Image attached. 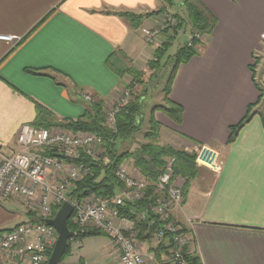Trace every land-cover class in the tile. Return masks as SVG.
<instances>
[{"label": "crops", "instance_id": "0c3cea01", "mask_svg": "<svg viewBox=\"0 0 264 264\" xmlns=\"http://www.w3.org/2000/svg\"><path fill=\"white\" fill-rule=\"evenodd\" d=\"M158 1L0 0V35L20 37L17 43L0 39V153L17 150L19 129L36 122L38 107L59 120H77L90 108L85 94L106 102L124 86L136 90L140 84L131 70L146 72L158 47L143 32L165 18L164 13L145 15L158 10ZM199 1L217 24L204 35L201 54L182 63L174 75L170 99L183 107L182 121L161 111L154 114L171 145H207L219 150L223 161L217 173L199 169L184 204L171 216L188 229V248L202 264H264V96L228 143L231 127L260 100L251 69L255 56L261 58L255 79L264 87V0ZM115 11L144 16L134 24ZM166 37L158 38L160 45ZM133 163L128 159L122 165L139 175ZM0 199L7 200L0 202L1 230L39 217L19 197ZM115 223L126 231L132 227L131 221ZM153 247L152 241L145 242V250ZM18 249L0 247V264H31ZM115 250L107 234L88 236L73 241L64 261L122 264Z\"/></svg>", "mask_w": 264, "mask_h": 264}, {"label": "built area", "instance_id": "2783aa9c", "mask_svg": "<svg viewBox=\"0 0 264 264\" xmlns=\"http://www.w3.org/2000/svg\"><path fill=\"white\" fill-rule=\"evenodd\" d=\"M162 23L156 26L144 27L143 32L148 43L159 42V37L165 34L168 38L175 37L173 15L168 7ZM166 37V38H167ZM193 36L189 34L188 45L193 44ZM204 35L196 33L194 38L204 41ZM0 39L17 43L18 36L0 35ZM88 102L94 101L90 94H85ZM132 99V87L124 86L114 95L113 99L105 103L106 125L116 130V114ZM103 137L90 131H72L60 126L37 127L33 124H23L17 134V150L11 155L0 153V196L4 199L19 197L23 203L39 213L35 220H28L16 227L0 232V247L9 249L19 246L21 255H29L31 264H46L50 258L48 252L54 248L58 232L45 223V218H52L53 208L61 207L68 200V190L72 183L80 180L89 168L77 160L82 152L93 158H98L100 148L103 147ZM201 157L197 160L200 165L217 173L222 164L219 152L207 145H202ZM57 151L59 155L48 154L47 151ZM104 151V148H103ZM176 158L169 157L165 162L162 173L154 188L159 196L158 202L141 212L140 218H146L150 211L163 224L152 237L154 247L163 239L166 232H171L174 238V248L168 261L171 264H187L184 260L182 247L190 242L189 232L184 226L171 218V211L181 208L185 201L181 186L183 180L174 174ZM116 176L124 183V188L114 197H102L91 194L78 201H70L74 206L73 221L79 231L95 228L109 236L112 244L120 254L122 264H158L152 250H145V242L136 238L134 223L123 218L119 212L127 202L142 199L149 181L146 177L131 174L125 166H120ZM41 216V218H40ZM154 218V219H155ZM116 219L122 223L132 222L130 230L115 223ZM152 220V223L155 220ZM129 229V228H128ZM189 235V236H188Z\"/></svg>", "mask_w": 264, "mask_h": 264}, {"label": "trees", "instance_id": "16d2710c", "mask_svg": "<svg viewBox=\"0 0 264 264\" xmlns=\"http://www.w3.org/2000/svg\"><path fill=\"white\" fill-rule=\"evenodd\" d=\"M174 0H164L166 6L161 7L159 10L145 14L146 16H152L154 14L168 13L166 7L174 8ZM180 10L173 13V19L175 27V35L181 30L188 31L193 37V44L188 45V41L176 50L174 55L168 57L169 63L173 64L172 70L167 81V85L164 90L165 104H158L151 109L149 128L144 132L145 141L142 142L137 148L131 149L129 146L134 142V138L141 133L144 125L143 117V104L139 98L133 96L134 91L132 90V99L129 103L123 107L118 114H116V130H111L106 125L105 116V103L102 100H94L90 102V108L77 120L65 119L59 120L53 116L49 111L42 107H38V118L33 125L37 127H53L60 126L65 129H71L72 131H90L98 136L103 137V148L104 151L99 153L98 158H93L87 155L85 152L81 153V156L75 160L78 163H83L89 168V172L86 173L80 180H76L72 183L68 190V200L78 201L82 198L96 194L102 197H114L122 188L124 183L116 175V171L122 163L128 159L133 160V164L142 176L146 177L149 181V186L146 187L145 195L142 199L127 202L124 207L120 209V216L123 218L130 219L133 221L134 231L136 232V238L140 241L150 242L152 236L163 228V224L159 219L155 218V215L147 211L146 218L141 219L140 214L146 211L150 206L158 202L159 196L154 188L159 174L166 164V160L169 157H175L176 161L174 164V174L176 176H184L187 181L183 189L184 196H186L189 181L196 176V156L193 153H189L184 149L175 148L172 145H162L159 143L161 126L155 118V112L161 111L171 120L176 123H181L183 115V107L170 99V92L173 81L175 79L176 72L182 63L189 62L194 56L200 55L204 41L194 38L196 33L211 34L217 24L216 17L209 12L207 7L199 0H183ZM182 11V12H181ZM118 16H124L136 24L144 15L135 14L129 11H115ZM171 37L165 38L164 44L156 47L154 51V59L150 61L149 68L157 69L162 58L166 55L169 46L172 42ZM258 57L255 56L256 64L258 63ZM252 65V73H254V85L260 91V100L255 105H250L248 114L240 121L236 126L231 127V134L228 143L235 140L236 134L244 127L247 121H249L258 109H254L256 106L262 104V96H264L263 85L255 79V65ZM131 76L136 83H143L144 73L143 71L131 70ZM133 83V82H132ZM132 87L131 84H129ZM133 89V87H132ZM127 146V147H125ZM48 154L59 155L57 151L49 150ZM60 207H55L52 213V217L56 215ZM172 218V216H170ZM156 220H155V219ZM155 220L154 223L151 222ZM69 228L76 232L73 238L68 240L66 252L62 258L63 262L72 253V243L74 240H82L88 236L105 235V233L99 229L89 228L85 231L77 230V227L73 221V216L68 221ZM184 230L188 232V229L184 227ZM4 230L0 229V232ZM171 232H166L163 236L164 239L155 247L151 248L156 256V261L159 264H171L169 260L172 254V248H174V238ZM190 242L182 247L184 260L187 264H202L198 253L191 252L189 250ZM53 249L48 254L51 255ZM47 264V263H46ZM79 264H85L83 260L79 261Z\"/></svg>", "mask_w": 264, "mask_h": 264}, {"label": "rangeland", "instance_id": "374dc122", "mask_svg": "<svg viewBox=\"0 0 264 264\" xmlns=\"http://www.w3.org/2000/svg\"><path fill=\"white\" fill-rule=\"evenodd\" d=\"M158 2H160V6H159L158 10L161 7L166 6V2H164V0H159ZM173 2H174V8H170V11L173 13H175L177 11L180 12V10H177V9L180 8L181 4L183 3V0H174ZM167 8H168V6L166 7V9ZM173 13H171V14L173 15ZM163 15L166 16V13H164ZM188 37H189V32L181 30L175 37L170 38L172 40V42L169 46L166 57L163 58L161 60V62L159 63L160 64L159 67L155 70L147 68V71L145 73L143 71V73H144V76H142L143 77V83H141L136 88V90H133V91H136V92H134L133 96H135V98H139L140 102L143 104V113L142 114L144 117V125H142L143 128H142L141 133L138 134L136 136V138H134L135 139L134 142H131L132 145L129 146L131 149L137 148L142 142L145 141L143 134L149 128L148 125H149V119H150V115H151L150 114L151 109L158 104H165V101H163L165 98V92H164L165 88L164 87H166V85H167V81L169 79L168 75H170L171 70H172V66H173V64L169 63V61L167 62L168 56L175 53L176 50L180 46H182L185 42H187L189 39ZM155 45L159 46L160 44L158 42V44H155ZM259 56L262 57V55H259ZM259 59H261V58H258L257 60H259ZM258 70H260V69H258ZM167 137H168V135H167L166 131H164L162 129L161 133H160V137H158L159 143L162 145H168V144L171 145L172 140H169V138H167ZM125 147H127V146H125ZM174 147L180 149L178 146H174ZM201 147H202V145L194 144V145L190 146L189 148L184 149L189 153L195 154V156H196L195 162H196L197 172H199V169H201V168H206L205 166L200 165L199 162L197 161L201 157V153L203 150V149H201ZM214 150H216V149H214ZM101 151H103V147H101L100 151L97 153L99 154ZM217 151L219 152V150H217ZM218 160L220 161V163H222V161H223L222 160V154L220 152H219V159ZM177 177H180V179L182 178L181 180H185L184 176L179 175ZM89 196H91V195H88V197ZM5 201H7V200L0 199V202H5ZM16 221H19V220L16 219ZM75 225L77 227L76 223H75ZM77 230H78V227H77ZM72 245H73V243H72ZM75 256H76V254L74 255V257L69 258L68 261L72 262V260H74ZM60 264H65V261L61 262Z\"/></svg>", "mask_w": 264, "mask_h": 264}, {"label": "water", "instance_id": "95a60500", "mask_svg": "<svg viewBox=\"0 0 264 264\" xmlns=\"http://www.w3.org/2000/svg\"><path fill=\"white\" fill-rule=\"evenodd\" d=\"M74 206L72 202L66 201L59 208L52 218H45L43 221L53 226L58 232V238L47 264H60L66 252L68 240L75 236L74 231L69 228L68 221L73 214Z\"/></svg>", "mask_w": 264, "mask_h": 264}]
</instances>
